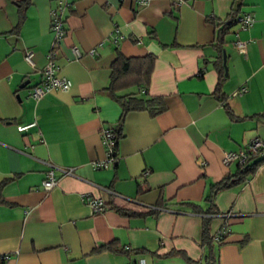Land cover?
Instances as JSON below:
<instances>
[{"label": "crops", "instance_id": "obj_1", "mask_svg": "<svg viewBox=\"0 0 264 264\" xmlns=\"http://www.w3.org/2000/svg\"><path fill=\"white\" fill-rule=\"evenodd\" d=\"M57 2L0 0V264H192L163 254L200 259L203 216L212 238L229 228L213 240L216 264H264V162L216 193L217 212L206 199L211 183L237 168L223 163V152L264 139V0H241L239 15L255 20L245 28L236 21L219 45L215 21L233 0H72L55 57L70 86L34 99L27 89L42 80ZM116 50L148 74L145 85L132 80L116 94L160 96L165 108L126 112L115 162L93 168L89 161L105 156L101 129L121 114L105 89ZM223 51L224 102L213 93ZM49 165L72 171L55 169L57 182L45 190ZM91 197L105 203L103 212L91 210Z\"/></svg>", "mask_w": 264, "mask_h": 264}, {"label": "trees", "instance_id": "obj_2", "mask_svg": "<svg viewBox=\"0 0 264 264\" xmlns=\"http://www.w3.org/2000/svg\"><path fill=\"white\" fill-rule=\"evenodd\" d=\"M27 1V0H24ZM241 0H233L230 10L226 17L222 20H216L215 26L217 28L216 33V43L219 45L223 41V36L227 33L229 27L233 25L236 21H238L239 10H240ZM23 15L21 13L18 23L15 25L14 29H17L20 21L22 20ZM133 57H127L122 54L119 50H116V56L111 64V74L109 84L105 87L107 92L112 95L114 99H116L121 106V114L117 121V124L112 128L115 133V144L118 139L121 137V127L123 122V117L126 112L129 110L135 109H147L151 114H155L160 110L165 108V103L163 102L162 97L160 96H150V95H140L136 92L125 93L121 95H117L116 91L125 86H128L131 83L130 81L135 80L139 85H145L148 74H146L145 65L134 66L132 61ZM215 69L217 71V81L214 87L213 93L216 95L219 100L224 102V98L221 97L222 93L220 90L221 84L225 79L224 75V66L220 60L215 61ZM227 108V113L233 118L243 119V117L235 115L230 108L225 104ZM264 162L263 156H252L246 159L243 163H238L237 168L233 173H228L222 176L219 180L214 181L210 185V192L206 196V199L209 201L210 206L208 208V212H217L214 198L216 193L219 190L229 188L231 186L240 184L244 181L246 177L251 175L257 166ZM8 180V179H6ZM6 180H3L1 183H4ZM0 201L1 197H0ZM118 211L122 213H132L125 208H120L114 206ZM210 216H203L201 219V235L200 242L202 245L206 246V251L203 256L198 260H193L189 258L185 253L181 250H171L163 255H169L172 253L183 256L188 262L192 264H216V256L214 254V244L213 238L210 233ZM101 247L111 248V242L103 244Z\"/></svg>", "mask_w": 264, "mask_h": 264}, {"label": "built area", "instance_id": "obj_3", "mask_svg": "<svg viewBox=\"0 0 264 264\" xmlns=\"http://www.w3.org/2000/svg\"><path fill=\"white\" fill-rule=\"evenodd\" d=\"M72 0H58L57 5L51 8L50 11V28L53 32V40L50 49L47 53V62L41 70L42 80L41 82L31 85L27 89V96L34 99H38L45 93L53 90L60 89L65 90L69 88L70 81L57 73V65L55 63L56 51L60 40L63 39L66 33L64 21L68 8L70 7ZM140 3H146L148 0H138ZM255 20V16L251 12H244L238 17V23L240 28L250 26ZM238 50H244V42L237 40L235 42ZM71 51L75 56H79L80 52L77 46L72 45ZM31 52L29 50L24 51V57L30 61ZM245 91V87L241 86L234 93L240 94ZM35 121H31L26 124L17 125L18 131H24L28 127L35 125ZM101 140L105 147V156L103 158L92 159L89 164L93 168H106L112 165L116 160L115 154V133L110 127H103L101 129ZM263 156L264 155V139L258 136H254L247 141V143L240 149L233 151H225L222 155L223 163H229L230 161H237L243 163L252 156ZM204 163V160H201ZM59 169L64 173L70 174L72 168H58L54 165H49L45 171V176L41 180V186L45 190H50L55 186L57 178L54 174V170ZM88 205L94 213L103 212L105 210V203L99 197H91L87 200ZM227 218L230 214L225 215ZM227 225H222L217 229L213 235V240L219 242L224 238L225 233L228 231ZM7 258L6 254L0 255V260Z\"/></svg>", "mask_w": 264, "mask_h": 264}, {"label": "water", "instance_id": "obj_4", "mask_svg": "<svg viewBox=\"0 0 264 264\" xmlns=\"http://www.w3.org/2000/svg\"><path fill=\"white\" fill-rule=\"evenodd\" d=\"M223 64H224V73L226 74L225 53H224V51H223Z\"/></svg>", "mask_w": 264, "mask_h": 264}]
</instances>
